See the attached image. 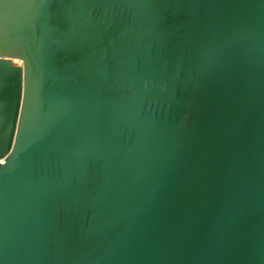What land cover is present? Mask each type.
<instances>
[{"label":"water","instance_id":"95a60500","mask_svg":"<svg viewBox=\"0 0 264 264\" xmlns=\"http://www.w3.org/2000/svg\"><path fill=\"white\" fill-rule=\"evenodd\" d=\"M0 264H264V0H0Z\"/></svg>","mask_w":264,"mask_h":264}]
</instances>
